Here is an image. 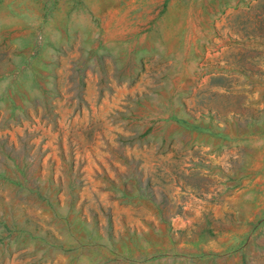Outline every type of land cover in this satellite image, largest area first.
Masks as SVG:
<instances>
[{
    "label": "rangeland",
    "instance_id": "obj_1",
    "mask_svg": "<svg viewBox=\"0 0 264 264\" xmlns=\"http://www.w3.org/2000/svg\"><path fill=\"white\" fill-rule=\"evenodd\" d=\"M0 264H264V0H0Z\"/></svg>",
    "mask_w": 264,
    "mask_h": 264
}]
</instances>
